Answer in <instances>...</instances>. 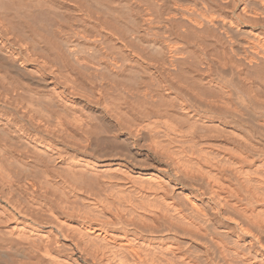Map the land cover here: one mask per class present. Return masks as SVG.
Returning a JSON list of instances; mask_svg holds the SVG:
<instances>
[{"label": "bare ground", "instance_id": "bare-ground-1", "mask_svg": "<svg viewBox=\"0 0 264 264\" xmlns=\"http://www.w3.org/2000/svg\"><path fill=\"white\" fill-rule=\"evenodd\" d=\"M0 264H264V0H0Z\"/></svg>", "mask_w": 264, "mask_h": 264}, {"label": "rangeland", "instance_id": "rangeland-1", "mask_svg": "<svg viewBox=\"0 0 264 264\" xmlns=\"http://www.w3.org/2000/svg\"><path fill=\"white\" fill-rule=\"evenodd\" d=\"M183 30V29H182ZM223 65V64H222Z\"/></svg>", "mask_w": 264, "mask_h": 264}]
</instances>
